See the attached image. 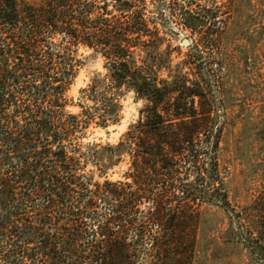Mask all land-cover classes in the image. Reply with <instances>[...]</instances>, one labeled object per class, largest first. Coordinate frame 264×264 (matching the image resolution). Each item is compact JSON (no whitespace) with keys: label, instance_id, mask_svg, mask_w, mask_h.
Listing matches in <instances>:
<instances>
[{"label":"trees","instance_id":"16d2710c","mask_svg":"<svg viewBox=\"0 0 264 264\" xmlns=\"http://www.w3.org/2000/svg\"><path fill=\"white\" fill-rule=\"evenodd\" d=\"M146 6L0 0V264H193L199 203L230 206L209 83L201 74L190 84L182 73L172 83L158 76L160 38ZM80 45L105 58L107 73L81 89L93 104L73 114L65 93ZM125 89L145 102L137 123L116 145L81 150L92 121L119 120ZM124 153L125 180L84 171L90 160L106 167ZM230 213L234 237L264 264V189Z\"/></svg>","mask_w":264,"mask_h":264},{"label":"rangeland","instance_id":"374dc122","mask_svg":"<svg viewBox=\"0 0 264 264\" xmlns=\"http://www.w3.org/2000/svg\"><path fill=\"white\" fill-rule=\"evenodd\" d=\"M146 4L145 17L160 38L155 50L163 59L158 76L172 83L182 73L187 84L200 74L205 77L213 122L221 125L217 155L230 206L199 203L193 264H259L246 244L234 237L238 224L230 210L247 205L264 189V0H146ZM195 17H202L204 24L200 26ZM199 31L207 34L202 37ZM208 32H213V46L206 41L211 37ZM145 55L135 53L138 59ZM76 58V75L65 93V110L73 114L82 111L81 103L93 104L83 98L81 89L94 76L107 73L105 58L87 46L78 47ZM119 99V120L106 126L98 118L92 121L78 139L81 150L116 145L137 123L144 100L127 89ZM129 167V154L124 153L106 167L90 160L84 171L99 182L116 181L126 179ZM148 205L143 203L141 210Z\"/></svg>","mask_w":264,"mask_h":264},{"label":"water","instance_id":"95a60500","mask_svg":"<svg viewBox=\"0 0 264 264\" xmlns=\"http://www.w3.org/2000/svg\"><path fill=\"white\" fill-rule=\"evenodd\" d=\"M185 43L187 44L188 42H187V41H185Z\"/></svg>","mask_w":264,"mask_h":264}]
</instances>
